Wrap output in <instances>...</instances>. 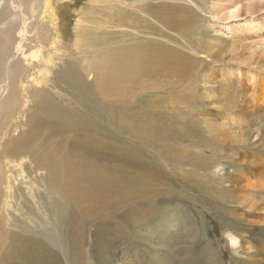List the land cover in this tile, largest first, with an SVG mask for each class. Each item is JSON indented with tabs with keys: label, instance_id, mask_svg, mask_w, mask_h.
Listing matches in <instances>:
<instances>
[{
	"label": "rangeland",
	"instance_id": "1",
	"mask_svg": "<svg viewBox=\"0 0 264 264\" xmlns=\"http://www.w3.org/2000/svg\"><path fill=\"white\" fill-rule=\"evenodd\" d=\"M49 3L0 0L26 55L0 84V264L33 243L51 264H264V0ZM144 205L160 219L99 260V227Z\"/></svg>",
	"mask_w": 264,
	"mask_h": 264
},
{
	"label": "bare ground",
	"instance_id": "2",
	"mask_svg": "<svg viewBox=\"0 0 264 264\" xmlns=\"http://www.w3.org/2000/svg\"><path fill=\"white\" fill-rule=\"evenodd\" d=\"M43 3L45 6L44 9L46 11H48L49 13L51 12L53 16L57 15V13L55 12L56 9L50 6L49 0H43ZM161 7L162 6H159L157 9L150 7V9L158 10ZM7 10L11 11L12 6L11 5L8 6L7 4L3 5V7L0 6V14H2L5 11L6 13H8ZM237 12H238V7H232L231 10L228 11L229 15H227V20L232 21V19H236L235 16L236 15L238 16ZM45 23H46L45 21L42 22V25L48 28V26ZM21 24H22L21 29L18 31V34H15L14 36L9 34L6 35L0 34V84H3L6 87H8V85L12 84L15 81L16 63H15V58L12 59L14 57V48H13L14 44H17L16 49L21 53V55L17 54V57H19L21 60L26 59V55H24L25 53L22 49V44L20 41L22 39L25 30V18L23 17ZM115 62H117L118 68L112 79L113 85L118 84L126 74L130 73V71L138 69L141 65L139 60L130 53L118 58ZM30 85H33L32 80L30 81ZM2 105L4 106L3 102H0V111L1 109H3ZM240 125L243 124L240 123ZM235 142H237L239 146H244V144L247 143V138L244 137L243 132L236 135ZM6 166L9 167V162L6 163ZM231 177L232 176H229V178ZM229 178H227L226 181L228 183H231L229 181ZM4 205H6L5 200H4ZM144 206L131 210L119 222H116L108 229L103 225L99 227L101 231L95 235L96 239L92 243V246L95 247V251L97 252L99 260H107L108 252L109 253L114 252L115 249L112 251V248H114L117 244H119L122 247H125L127 246V243L133 238L137 240V238H139L138 230L141 225L149 226V223L152 221L153 217L154 219H160L157 218L158 214H160L161 212L160 207L158 205H144ZM60 220L61 223L65 224V226H68L70 224L69 223L70 220L66 215H63L62 219ZM228 238L231 247L234 250H236L240 243L238 238L235 235H231ZM135 240L133 239L134 242ZM78 242H79L78 238L71 236V249L75 250L74 252L75 255H77L76 249ZM42 250H43L42 248L37 247V245L34 243L26 244L23 248H20L19 253L16 254H22L23 256L22 255L20 256L25 262H27V264H34L33 262L38 256L42 257L41 264H51L50 255L49 254L47 255V253L43 252ZM202 254L203 255L205 254L204 250L200 252L201 256ZM207 254L208 253H206V255ZM206 259L208 264L209 258L207 257Z\"/></svg>",
	"mask_w": 264,
	"mask_h": 264
}]
</instances>
